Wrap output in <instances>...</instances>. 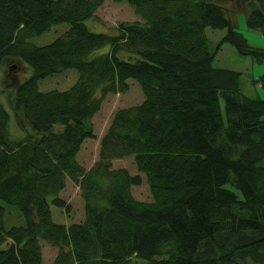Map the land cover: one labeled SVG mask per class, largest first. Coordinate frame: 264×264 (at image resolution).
<instances>
[{"label":"trees","instance_id":"16d2710c","mask_svg":"<svg viewBox=\"0 0 264 264\" xmlns=\"http://www.w3.org/2000/svg\"><path fill=\"white\" fill-rule=\"evenodd\" d=\"M102 1L0 0V60L31 71L9 86L13 117L28 131L10 136L0 100V264H41L39 239L57 247L50 264H264V97L241 91L240 70L212 64L222 42L256 59L264 47L215 0H127L140 19L111 32L84 22ZM259 3L244 0V18L264 36ZM59 22L68 26L50 41L29 40ZM205 26L224 33L211 43ZM70 67L78 75L68 87L38 88ZM128 79L142 99L113 111L84 167L76 153L94 137L90 118ZM127 155L134 173L111 165ZM141 174L150 200L131 193ZM67 178L82 218L64 224L48 201L68 210L58 195ZM2 201L22 223L4 224Z\"/></svg>","mask_w":264,"mask_h":264},{"label":"rangeland","instance_id":"374dc122","mask_svg":"<svg viewBox=\"0 0 264 264\" xmlns=\"http://www.w3.org/2000/svg\"><path fill=\"white\" fill-rule=\"evenodd\" d=\"M219 2L232 19L234 28L241 32L248 43L264 47V36L261 31L249 28L245 24V6L244 0H215ZM264 9V0H259ZM133 6L127 0H103L95 10L92 16L84 20L87 27L94 31L115 29L120 21L139 20ZM68 26L67 22L53 24L44 32L29 37V40L35 44H43L50 41L54 36L60 34ZM206 37L211 43L216 42L224 33L223 28L204 27ZM102 46L94 50L98 53L104 50ZM214 66L229 67L240 70L239 85L241 91L248 96L264 97V87L258 82L264 71V57L260 59L252 58L249 55H243L236 52L231 44L222 42L219 49L212 59ZM30 69L19 59L14 57H3L0 60V100L4 107L9 111L8 131L10 136H20L28 131V126L24 121H18L13 117L10 105V83L11 79H22L30 73ZM75 68H66L62 71L46 75L37 80V86L40 90L49 88L63 89L68 87L77 78ZM264 82V81H263ZM142 99V94L138 84L128 79V89L124 92H108L103 97L98 110L91 116L92 130L94 137H87L81 142L76 153L77 161L84 167L91 164L97 157L98 139L106 128L110 116L117 107L127 106L138 103ZM264 118V113L261 115ZM113 167H126L130 173L136 170L132 161V156L113 158L111 160ZM141 182L131 186V193L134 197L150 200V192L144 175L141 174ZM237 193L238 191L234 189ZM65 201L68 202L69 208L65 211L62 207L48 201L50 216L54 222L68 224L78 221L82 218V199L79 195V189L68 178L64 187L58 192ZM5 208L3 222L5 225L20 224L23 222L18 208L10 203L1 202ZM41 251V264H50L55 252L56 246L39 239ZM130 264H144L141 258H133Z\"/></svg>","mask_w":264,"mask_h":264},{"label":"crops","instance_id":"0c3cea01","mask_svg":"<svg viewBox=\"0 0 264 264\" xmlns=\"http://www.w3.org/2000/svg\"><path fill=\"white\" fill-rule=\"evenodd\" d=\"M90 164H88L87 166H85V167H88ZM137 198V197H136ZM138 199H140V198H138Z\"/></svg>","mask_w":264,"mask_h":264}]
</instances>
